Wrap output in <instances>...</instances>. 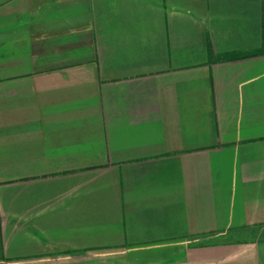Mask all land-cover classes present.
I'll return each instance as SVG.
<instances>
[{"label": "crops", "instance_id": "1", "mask_svg": "<svg viewBox=\"0 0 264 264\" xmlns=\"http://www.w3.org/2000/svg\"><path fill=\"white\" fill-rule=\"evenodd\" d=\"M0 264H264V0H0Z\"/></svg>", "mask_w": 264, "mask_h": 264}, {"label": "trees", "instance_id": "2", "mask_svg": "<svg viewBox=\"0 0 264 264\" xmlns=\"http://www.w3.org/2000/svg\"><path fill=\"white\" fill-rule=\"evenodd\" d=\"M251 54H253V53H251ZM248 55H250V54H246V55L235 54V55H233V56H231V57H229V58H230V59H234V58H239V57L248 56Z\"/></svg>", "mask_w": 264, "mask_h": 264}]
</instances>
